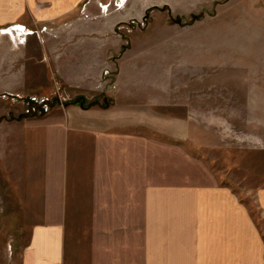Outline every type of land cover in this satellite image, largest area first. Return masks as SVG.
Segmentation results:
<instances>
[{
    "label": "rangeland",
    "instance_id": "rangeland-1",
    "mask_svg": "<svg viewBox=\"0 0 264 264\" xmlns=\"http://www.w3.org/2000/svg\"><path fill=\"white\" fill-rule=\"evenodd\" d=\"M15 2L0 0V264H24L38 225L39 211L20 197L16 168L4 166L7 157L17 161L18 133L66 106L114 103L105 95L71 98L62 65L42 52L49 23L33 22L31 13L17 16ZM66 20V27L85 26L82 39L105 45L72 57L81 63L69 64V73L89 59L120 103L132 107L133 118L151 124L154 188L226 186L264 233L257 204L264 194V0H80ZM19 22L30 25L27 32L17 31ZM164 197L154 191V215ZM125 219L119 243L140 249V217L130 225ZM158 225L153 222L154 248L161 243ZM83 226H70L68 243L78 255L69 264H89L96 241L83 237ZM106 244L118 246L112 238Z\"/></svg>",
    "mask_w": 264,
    "mask_h": 264
},
{
    "label": "crops",
    "instance_id": "crops-1",
    "mask_svg": "<svg viewBox=\"0 0 264 264\" xmlns=\"http://www.w3.org/2000/svg\"><path fill=\"white\" fill-rule=\"evenodd\" d=\"M15 1L17 16L31 13L33 22L49 23L52 33L44 37L42 52L49 59L54 53L62 65L71 98L83 95L96 101L105 95L114 100L109 108L66 106L47 120L26 122L27 128L18 133L17 161L14 155L7 157L4 166L8 172L16 168L20 197L39 211L24 264H69L78 255L68 243L70 226L80 224L88 225L81 228L83 237L96 241L87 251L89 264H264V233L230 188H154L151 124L133 118L132 107L120 103L117 89L96 75L89 59L69 73V64L81 63L72 57L89 46L104 45L82 39L85 26L66 27L80 0ZM15 25L22 27L20 32L30 26ZM83 79L98 89L80 87ZM76 85L78 91L73 90ZM138 130L144 135L138 136ZM154 191L165 196L155 215ZM257 204L264 216V194ZM139 217L143 247H122V221L126 218L130 225ZM153 222L159 224L161 241L155 248ZM110 238L118 246L106 244Z\"/></svg>",
    "mask_w": 264,
    "mask_h": 264
},
{
    "label": "built area",
    "instance_id": "built-area-1",
    "mask_svg": "<svg viewBox=\"0 0 264 264\" xmlns=\"http://www.w3.org/2000/svg\"><path fill=\"white\" fill-rule=\"evenodd\" d=\"M17 27V26H16ZM24 28V27H23ZM16 28L14 27V30H15ZM25 31L26 30H23V33H25ZM9 33V32H8ZM47 102H50V101H48V100H46V101H44L43 103H45L46 104V107H45V110L44 111H47L48 109H50V107H49V105L47 104Z\"/></svg>",
    "mask_w": 264,
    "mask_h": 264
},
{
    "label": "water",
    "instance_id": "water-1",
    "mask_svg": "<svg viewBox=\"0 0 264 264\" xmlns=\"http://www.w3.org/2000/svg\"><path fill=\"white\" fill-rule=\"evenodd\" d=\"M193 20L196 21L197 20V16L193 15Z\"/></svg>",
    "mask_w": 264,
    "mask_h": 264
},
{
    "label": "bare ground",
    "instance_id": "bare-ground-1",
    "mask_svg": "<svg viewBox=\"0 0 264 264\" xmlns=\"http://www.w3.org/2000/svg\"><path fill=\"white\" fill-rule=\"evenodd\" d=\"M24 30H25V28H23ZM19 30H22L21 28L19 29V27L17 28V31H19ZM25 32H27V31H25ZM23 33V32H22Z\"/></svg>",
    "mask_w": 264,
    "mask_h": 264
}]
</instances>
